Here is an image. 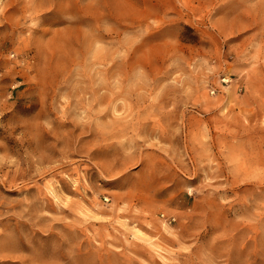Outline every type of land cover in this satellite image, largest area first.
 I'll use <instances>...</instances> for the list:
<instances>
[{"label": "rangeland", "instance_id": "rangeland-1", "mask_svg": "<svg viewBox=\"0 0 264 264\" xmlns=\"http://www.w3.org/2000/svg\"><path fill=\"white\" fill-rule=\"evenodd\" d=\"M0 264H264V0H0Z\"/></svg>", "mask_w": 264, "mask_h": 264}]
</instances>
